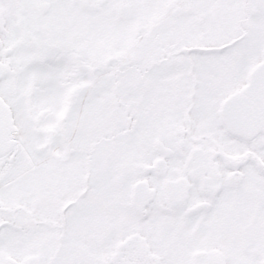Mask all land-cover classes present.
I'll list each match as a JSON object with an SVG mask.
<instances>
[{
    "label": "snow or ice",
    "instance_id": "snow-or-ice-1",
    "mask_svg": "<svg viewBox=\"0 0 264 264\" xmlns=\"http://www.w3.org/2000/svg\"><path fill=\"white\" fill-rule=\"evenodd\" d=\"M0 264H264V0H0Z\"/></svg>",
    "mask_w": 264,
    "mask_h": 264
}]
</instances>
